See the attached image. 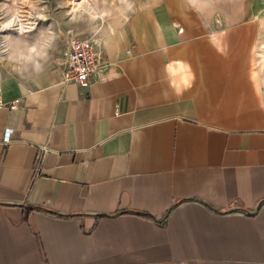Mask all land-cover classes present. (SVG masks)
<instances>
[{
  "label": "crops",
  "instance_id": "crops-1",
  "mask_svg": "<svg viewBox=\"0 0 264 264\" xmlns=\"http://www.w3.org/2000/svg\"><path fill=\"white\" fill-rule=\"evenodd\" d=\"M85 1L59 62L0 82V264H264V23ZM74 37L88 87L63 81Z\"/></svg>",
  "mask_w": 264,
  "mask_h": 264
},
{
  "label": "rangeland",
  "instance_id": "rangeland-1",
  "mask_svg": "<svg viewBox=\"0 0 264 264\" xmlns=\"http://www.w3.org/2000/svg\"><path fill=\"white\" fill-rule=\"evenodd\" d=\"M89 2L27 0L25 3L21 0L17 5L20 12L18 21L11 28L0 31V81L7 76H28L59 62L67 50L64 28L70 19V13L82 11ZM203 2L210 6L216 4V7L219 4L223 12L229 13L227 18L230 20L248 17L255 22L264 23V0ZM5 3L11 6V0H0V5ZM243 8H248V16H234L236 9L241 12L240 9ZM33 48L35 51H30Z\"/></svg>",
  "mask_w": 264,
  "mask_h": 264
},
{
  "label": "built area",
  "instance_id": "built-area-1",
  "mask_svg": "<svg viewBox=\"0 0 264 264\" xmlns=\"http://www.w3.org/2000/svg\"><path fill=\"white\" fill-rule=\"evenodd\" d=\"M97 41L92 38L74 37L69 42V51L64 62L65 83H75L82 87H88L99 68L100 52L97 49ZM1 82V81H0ZM1 95V92H0ZM19 101H15L11 108ZM2 102L0 100V107ZM12 129L5 135V141H10Z\"/></svg>",
  "mask_w": 264,
  "mask_h": 264
},
{
  "label": "clouds",
  "instance_id": "clouds-1",
  "mask_svg": "<svg viewBox=\"0 0 264 264\" xmlns=\"http://www.w3.org/2000/svg\"><path fill=\"white\" fill-rule=\"evenodd\" d=\"M20 2L21 0H11V6L7 3L0 5V31L11 28L18 21L20 12L17 5ZM23 2L26 3L27 0H23ZM30 51H35V49L33 48Z\"/></svg>",
  "mask_w": 264,
  "mask_h": 264
}]
</instances>
